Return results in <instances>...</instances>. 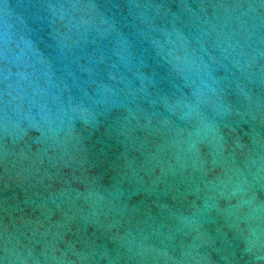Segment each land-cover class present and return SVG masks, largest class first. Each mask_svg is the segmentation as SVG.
I'll use <instances>...</instances> for the list:
<instances>
[{"label":"water","instance_id":"1","mask_svg":"<svg viewBox=\"0 0 264 264\" xmlns=\"http://www.w3.org/2000/svg\"><path fill=\"white\" fill-rule=\"evenodd\" d=\"M0 264H264V0H0Z\"/></svg>","mask_w":264,"mask_h":264}]
</instances>
